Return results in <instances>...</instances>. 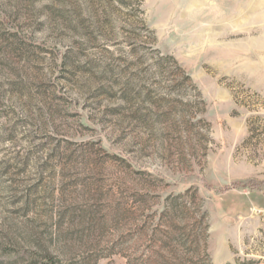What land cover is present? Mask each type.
<instances>
[{
	"label": "rangeland",
	"instance_id": "rangeland-1",
	"mask_svg": "<svg viewBox=\"0 0 264 264\" xmlns=\"http://www.w3.org/2000/svg\"><path fill=\"white\" fill-rule=\"evenodd\" d=\"M0 264H264V0H0Z\"/></svg>",
	"mask_w": 264,
	"mask_h": 264
}]
</instances>
